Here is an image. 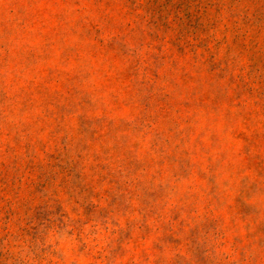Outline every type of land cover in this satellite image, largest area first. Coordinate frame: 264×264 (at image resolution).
Wrapping results in <instances>:
<instances>
[{"label": "rangeland", "instance_id": "374dc122", "mask_svg": "<svg viewBox=\"0 0 264 264\" xmlns=\"http://www.w3.org/2000/svg\"><path fill=\"white\" fill-rule=\"evenodd\" d=\"M0 264H264V0H0Z\"/></svg>", "mask_w": 264, "mask_h": 264}]
</instances>
